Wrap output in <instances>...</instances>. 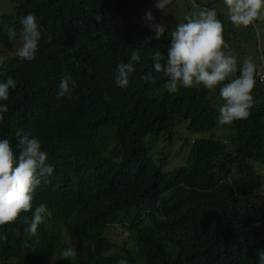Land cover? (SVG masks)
Here are the masks:
<instances>
[{
	"label": "trees",
	"instance_id": "1",
	"mask_svg": "<svg viewBox=\"0 0 264 264\" xmlns=\"http://www.w3.org/2000/svg\"><path fill=\"white\" fill-rule=\"evenodd\" d=\"M6 1L0 44L21 46L8 39L7 28L19 33L28 13L42 26V38L35 59L14 55L0 62V83L12 77L16 84L0 100L8 106L0 139L18 156V130L37 138L54 171L41 178L32 211L0 226V264H258L264 80L257 71L249 117L221 125L223 85L169 93L152 56L160 51L166 67L171 40L156 39L147 20L137 21L131 0ZM213 2L193 3L211 9ZM214 10L228 48L232 42L243 53L234 24ZM134 50L139 62L131 61ZM241 57L239 68L249 58ZM119 63L135 68L123 88L115 82ZM146 74L155 81H144ZM66 75L75 86L58 98ZM219 129L228 138H217ZM41 203L52 216L30 235L21 221ZM116 224L125 233L118 241L106 234ZM68 248L76 252L74 262L62 257Z\"/></svg>",
	"mask_w": 264,
	"mask_h": 264
},
{
	"label": "clouds",
	"instance_id": "2",
	"mask_svg": "<svg viewBox=\"0 0 264 264\" xmlns=\"http://www.w3.org/2000/svg\"><path fill=\"white\" fill-rule=\"evenodd\" d=\"M172 0H157L155 7L165 11ZM228 9L230 21L237 27L254 25L256 20L264 19V0H224ZM185 16L186 22L179 23L171 31V46L168 49L167 66H162V54L157 51L152 60L156 73H163L168 78L167 89L169 93H176L180 86L185 88L203 85L206 89L214 91L220 87V96L225 103L219 109L218 123L231 125L236 120L247 119L250 109L254 105L252 90L255 87L256 66L251 58L243 62L242 68L238 67L237 59L228 48L223 37V24L217 19L214 9H204ZM145 19L155 33V38L160 39L165 33L163 24L155 23L151 11L146 12ZM19 33L12 26L7 28L10 41L20 40L21 46L15 45L7 48L8 52L2 54L0 62L7 56H19L21 59L31 61L35 59L38 51V42L42 38V26L37 22L33 13H28L21 21ZM51 41V35L48 36ZM264 56V55H262ZM131 61L139 62V52L134 50ZM261 62V61H260ZM263 63V62H261ZM115 82L120 87H127L129 76L135 71L133 63H119L116 66ZM264 71L263 68L257 72ZM239 72V76L231 82L224 83L226 79ZM256 72V74H257ZM144 81H155L156 77L146 74ZM75 82L70 75L62 78L57 97L70 94ZM16 84L12 77L0 83V100H8L9 89H15ZM108 98L107 96L105 97ZM8 111L6 104L0 105V123H3V113ZM225 128V126H224ZM217 138H228V132ZM18 138L17 149L19 155L14 153L8 139H0V226L11 224L20 219L22 212L32 211L34 192L41 183V178L51 176L54 166L46 163L47 154L41 150V143L30 134L21 130L16 132ZM192 142V141H191ZM167 170V169H166ZM52 212L47 205L41 203L33 212L31 219L24 217L21 221L26 224V231L35 235L41 224L46 223V217H51ZM118 223V222H117ZM118 227V224L114 225ZM112 227H107L108 229ZM117 241V240H115ZM62 257L73 262L76 252L68 248L62 252ZM258 264H264V250L257 253ZM118 264H127L120 260Z\"/></svg>",
	"mask_w": 264,
	"mask_h": 264
},
{
	"label": "rangeland",
	"instance_id": "3",
	"mask_svg": "<svg viewBox=\"0 0 264 264\" xmlns=\"http://www.w3.org/2000/svg\"><path fill=\"white\" fill-rule=\"evenodd\" d=\"M194 1L196 3H202L208 0H172L171 4L166 6L165 11L155 7L157 0H131L129 3V10L137 21L146 20V12L151 11L155 17L154 22L165 26V33L162 37L171 40L170 33L175 29L176 25L186 22L185 16L191 15L193 12L200 10V7L197 8V6L193 3ZM210 6L213 9L219 10L223 18L230 21L228 9L224 4V0H214L213 4ZM8 11H10V8L7 1L0 0V12ZM233 27L238 31V33H240L236 43L238 48L241 49L246 56H255L254 64L257 67L256 71H258V69L260 70V68L264 69V56H262L264 55V19L256 20L254 25H249L247 28L242 25L239 27L233 25ZM229 44L230 47H232L233 55L238 56L237 60H240L243 53H241L240 50H235V48L233 49L232 42ZM16 46L19 47V42H16ZM4 52H8L7 48L3 44H0V59L2 58V54ZM185 133L187 134V132H180V135L183 136ZM217 133L221 135L223 132L219 129ZM173 146L174 145H170L169 147L173 149ZM184 158L185 156L182 155L180 159L181 163L184 162ZM259 173L262 178V187L260 190L261 193L264 194V170L259 171ZM123 232L124 231H122L119 227L112 226L108 229L106 234L112 240L118 241V239L125 236V233Z\"/></svg>",
	"mask_w": 264,
	"mask_h": 264
},
{
	"label": "built area",
	"instance_id": "4",
	"mask_svg": "<svg viewBox=\"0 0 264 264\" xmlns=\"http://www.w3.org/2000/svg\"><path fill=\"white\" fill-rule=\"evenodd\" d=\"M258 81L264 80V71L257 72Z\"/></svg>",
	"mask_w": 264,
	"mask_h": 264
}]
</instances>
